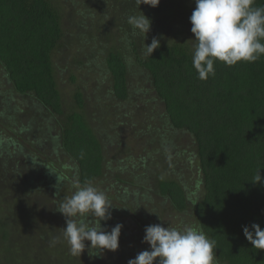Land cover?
Masks as SVG:
<instances>
[{"label":"trees","instance_id":"16d2710c","mask_svg":"<svg viewBox=\"0 0 264 264\" xmlns=\"http://www.w3.org/2000/svg\"><path fill=\"white\" fill-rule=\"evenodd\" d=\"M56 1L61 7L70 6L67 0ZM83 1L98 7L79 10L83 17L99 15L106 7L110 10L109 26L98 29V34L108 29L107 43L92 41L87 55L97 60L101 54L106 57L101 60L112 102L103 117L98 103L97 113L86 112L89 99L80 92L75 95V109H64L53 55L72 35L64 33L54 0H0V75H5L0 86L9 106L8 116L0 111V216L4 218L0 262L13 264L12 251L14 264H34L31 257L24 258V246L32 254L46 248L45 255L51 250L64 255L61 264H105L103 253L90 255V242H85L80 256H73L61 231L66 217L58 211L59 204L76 191L78 183L91 180L112 206L111 218L101 220V227L110 231L118 223L123 225L119 248L107 264H128L150 250L142 242L147 226L181 228V222L188 220L189 226L200 228L216 242V264H264V250L254 249L243 234V227L253 223L264 230V55L233 66L216 62L215 75L202 81L192 65L195 43L189 49L162 42L158 14L162 0L156 7L139 6L137 0ZM260 6L264 0H255L254 7ZM141 13L151 21L145 40L133 35L127 23L129 16ZM69 22L72 25L74 20ZM153 37L160 46L146 56L143 44L150 45ZM93 45L98 46L94 51ZM133 67L139 76H146L150 93L164 106L162 123L139 125L137 138H149L141 165L110 157L111 149L118 150L117 155L131 152L118 147L117 137L128 126L136 129L143 115L131 104L133 96L146 95L130 89ZM27 104L37 108L36 114L25 112ZM113 107L119 115L112 124ZM101 121L106 125L99 127ZM179 133L188 134L193 142L194 151L186 159L180 158L173 143ZM258 170L261 182L253 183ZM186 174L195 175L193 192L186 185ZM36 240L42 245L35 246Z\"/></svg>","mask_w":264,"mask_h":264},{"label":"clouds","instance_id":"9594fccd","mask_svg":"<svg viewBox=\"0 0 264 264\" xmlns=\"http://www.w3.org/2000/svg\"><path fill=\"white\" fill-rule=\"evenodd\" d=\"M160 0L142 2L156 7ZM195 9L190 16L191 32L195 39L192 65L200 80L215 75L214 64L222 62L233 66L240 62H255L264 55V6L254 7L255 0H194ZM127 23L133 35L146 39L151 21L141 15H131ZM153 37L150 45L143 44L144 54L152 55L159 47ZM259 170L253 183L261 182ZM111 204L104 191L94 186L91 180L76 185V191L65 197L58 211L66 217V228L62 229L63 240L73 256L85 251V242H90V255L105 250L115 252L119 248V237L123 225L116 224L110 231L101 227V220L111 218ZM96 218L90 223V218ZM243 234L256 250H264V230L259 224L243 227ZM59 239V238H56ZM143 243L150 250L140 252L128 264H216L214 249L216 242L196 226L182 229L160 224L145 228Z\"/></svg>","mask_w":264,"mask_h":264},{"label":"rangeland","instance_id":"374dc122","mask_svg":"<svg viewBox=\"0 0 264 264\" xmlns=\"http://www.w3.org/2000/svg\"><path fill=\"white\" fill-rule=\"evenodd\" d=\"M67 1L69 2L70 6H67L65 8L63 6H60L59 1L54 0V6L59 7L60 10L64 33H68L67 35L69 36L70 34L72 35L69 41L68 36L63 39V42L60 45L59 49L55 51L53 55V63L55 66L56 74L55 78L57 81L58 89L62 94V99L65 105L64 109L65 111L70 112L75 109V95L76 93L80 92L89 99L88 101H86L85 107V110L89 115L97 113L95 111V104L98 103V105L100 106L99 108H97L98 111H100V108L104 111L106 110L105 112L102 111L99 115L102 117L104 115L107 116V107L112 101H110V96H108L106 92L108 84L105 81L106 67H102V65L105 64H102L104 63V61L101 60V57H103L104 60L106 57L101 54V57H99V60H97V57L88 58L87 55L91 53L89 51V44L92 41L93 43L98 45L107 43V40L109 39L108 36H110L107 32L108 29H106V32L104 31L103 34H98V29H105L109 26L110 10L108 7H106V9L99 15L96 13V16L88 14L87 17H83L79 10L84 12V9L88 10V8L91 7L94 11H96L98 7L91 5L83 0H81L80 2L79 0ZM87 3L88 6H86ZM162 4V8L158 11V14L161 18L159 28L163 30L161 34L163 35L162 37L164 38V40L162 42L166 44L181 43L187 46L189 49H192V46L195 43L192 40H194L195 37L191 32L192 25L190 23V16L196 7L194 0H162ZM71 19L74 20V23L72 25L69 22ZM75 36L78 38L77 40H74ZM97 47V45H93L92 50L94 51V49H96ZM112 47H114V44ZM118 47L120 46L118 45ZM4 78L5 75H0L1 80H3ZM73 79H75V81H73ZM129 86L131 90H141L146 94L142 95V97L133 96L134 99L131 100V104L134 106L136 105V111L139 112V110H142V114L144 116L142 115L143 117H140V124L137 123L136 129L135 127L128 126L127 128H124L121 134L117 137L118 147L126 151L131 150V152H123L121 153V155H117L118 150L114 149V151L111 149L110 157L112 159L114 158L113 161H124L126 165L133 164V162L131 161V159H133L134 163L138 162L137 164L141 165L139 159L140 157H144L142 149L145 148L149 143V138L146 137L144 138V140H142L141 138H137L136 134H138V131L141 128L140 126L149 125V123L152 125H158L162 123L163 118L161 120V114L164 113V106H162V104L160 105V103L156 101V96L154 93H150V84L149 82H147L146 76H139L137 67H133L130 72ZM4 99L5 96L3 93V86H0V111H4L8 116L9 106L8 104H5ZM115 107L118 109L122 108L119 105H115ZM115 107L109 110L111 111L110 117L112 118L109 119L112 124L114 123V120L117 119V115H119ZM27 108L29 110L25 111L27 112V114H36L37 108H33L28 104ZM119 111H122V109ZM137 112H135L134 116L136 120H138L139 114ZM18 114L24 116L25 113ZM105 123V121H101L98 125H100L99 127H103L102 125H106ZM173 143L174 146H177V153L181 156L180 158L182 159H186L189 156V153L191 151H194L191 137L186 133H179L177 134V136H175V138L173 137ZM150 156L154 159V153H151ZM147 163L148 162L146 161L145 164ZM128 169H130V167ZM185 177L187 178L186 185L189 187V190L191 192L195 191V175L189 174L188 177V175L186 174ZM72 193H74V190H72ZM112 202L113 201H111V203ZM113 204L116 205L115 203ZM2 219L4 218H1L0 216V221ZM127 220L129 222H132L129 219ZM187 222L190 221L188 220ZM187 222H181V225H179L181 226V228H183L184 226H189L190 224H188ZM133 226H135V224ZM26 237L28 238L29 235H27ZM123 239H120V241ZM86 244L89 243L86 241ZM34 245L39 247L42 245V243L39 240H36L34 241ZM11 249L15 250V246L13 245ZM45 249L46 248H44L40 253L32 254V251H26V247L23 246L21 248V250L24 251V258L29 259L31 257L32 260L34 259V264H61L60 258H65L64 255L61 257H59V253L54 255L52 254V250L49 251L47 255H45ZM113 253L114 252L105 250L100 257L102 263L107 264L108 260L113 257ZM9 257L13 260L14 264V252L11 251ZM54 258L57 259L53 261ZM0 264L10 263H3L1 261ZM23 264H31V262L25 261Z\"/></svg>","mask_w":264,"mask_h":264}]
</instances>
